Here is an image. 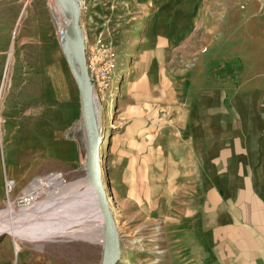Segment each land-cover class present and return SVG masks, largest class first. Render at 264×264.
<instances>
[{"label": "rangeland", "instance_id": "1", "mask_svg": "<svg viewBox=\"0 0 264 264\" xmlns=\"http://www.w3.org/2000/svg\"><path fill=\"white\" fill-rule=\"evenodd\" d=\"M79 3L86 60L104 70L88 75L117 264H264V130L245 129L248 115L264 119V0ZM49 6L0 0V209L8 195L25 206L35 178L73 188L46 187L36 201L47 207L0 215L11 223L44 220L87 179L77 86ZM20 247L1 232L0 264L103 254V241L83 239Z\"/></svg>", "mask_w": 264, "mask_h": 264}, {"label": "bare ground", "instance_id": "2", "mask_svg": "<svg viewBox=\"0 0 264 264\" xmlns=\"http://www.w3.org/2000/svg\"><path fill=\"white\" fill-rule=\"evenodd\" d=\"M49 1L50 13L58 31V36L60 32L62 35L67 34L64 27L65 20L59 5L54 0ZM50 186L53 188L59 186L65 190L73 188V185L63 183V179L59 174H50L44 178H35L24 188V195L22 197H24L26 202L25 206L15 211L13 202L8 195L7 207L0 209V215L4 216L5 213L10 212L12 215L18 214L26 215V217H36V214L38 215L40 212L41 206L47 207L46 205L48 204L46 202L42 205L47 199L36 201V198L40 196L46 187ZM108 196L111 198V192L108 193ZM60 203H63V205L59 208H57L58 205L56 203H54V208L53 205H50L49 212L40 215L44 217V220L41 221L42 218H39L36 221V218H34L35 223H19L17 221L11 223L6 219L4 221L0 219V233L8 232L12 235L16 252L21 248L20 243L23 241L32 242L35 245L41 241L65 238L83 239L99 244L102 243L100 211L94 190L86 178L82 191L78 192L76 196L70 195L68 199H64ZM53 212L55 214L50 215ZM130 263L129 261L128 264Z\"/></svg>", "mask_w": 264, "mask_h": 264}, {"label": "water", "instance_id": "3", "mask_svg": "<svg viewBox=\"0 0 264 264\" xmlns=\"http://www.w3.org/2000/svg\"><path fill=\"white\" fill-rule=\"evenodd\" d=\"M62 12L67 34L57 38L62 47L70 72L78 88L79 122L81 123L86 143V176L94 190L100 211L103 235V254L100 264H117L120 255L119 237L107 195L100 176L99 146L102 140L100 124L94 116L93 85L86 68L84 33L80 24L79 0H54Z\"/></svg>", "mask_w": 264, "mask_h": 264}, {"label": "crops", "instance_id": "4", "mask_svg": "<svg viewBox=\"0 0 264 264\" xmlns=\"http://www.w3.org/2000/svg\"><path fill=\"white\" fill-rule=\"evenodd\" d=\"M77 92H78V88H77ZM78 101H79V95H78ZM259 114H260V112L258 111V114L257 113L251 114V116L248 115L247 128L245 127V129H246L249 137H252V136H254V135H256V134H258L264 130L263 126L261 125V121H263V124H264V119H262L259 116ZM259 117H260V120H259ZM233 126H234V124H233Z\"/></svg>", "mask_w": 264, "mask_h": 264}, {"label": "built area", "instance_id": "5", "mask_svg": "<svg viewBox=\"0 0 264 264\" xmlns=\"http://www.w3.org/2000/svg\"><path fill=\"white\" fill-rule=\"evenodd\" d=\"M26 2V1H25ZM93 64L91 62H88V60H86V68L88 73H90L91 71H97L99 70V74L98 75H103L104 70L102 68H94V66H92ZM91 74V73H90Z\"/></svg>", "mask_w": 264, "mask_h": 264}]
</instances>
